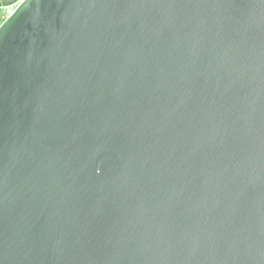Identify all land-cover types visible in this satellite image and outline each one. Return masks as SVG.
Returning a JSON list of instances; mask_svg holds the SVG:
<instances>
[{
    "label": "water",
    "instance_id": "water-1",
    "mask_svg": "<svg viewBox=\"0 0 264 264\" xmlns=\"http://www.w3.org/2000/svg\"><path fill=\"white\" fill-rule=\"evenodd\" d=\"M0 264H264V0H20Z\"/></svg>",
    "mask_w": 264,
    "mask_h": 264
},
{
    "label": "built area",
    "instance_id": "built-area-1",
    "mask_svg": "<svg viewBox=\"0 0 264 264\" xmlns=\"http://www.w3.org/2000/svg\"><path fill=\"white\" fill-rule=\"evenodd\" d=\"M19 3H20V0H17L11 3H8V4L0 0V20H4L6 17L11 15Z\"/></svg>",
    "mask_w": 264,
    "mask_h": 264
},
{
    "label": "rangeland",
    "instance_id": "rangeland-1",
    "mask_svg": "<svg viewBox=\"0 0 264 264\" xmlns=\"http://www.w3.org/2000/svg\"><path fill=\"white\" fill-rule=\"evenodd\" d=\"M3 20H0V23L2 22Z\"/></svg>",
    "mask_w": 264,
    "mask_h": 264
}]
</instances>
